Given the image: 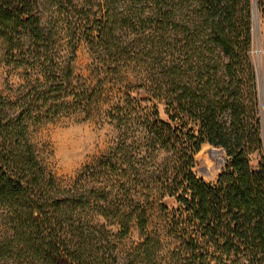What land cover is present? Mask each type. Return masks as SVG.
I'll list each match as a JSON object with an SVG mask.
<instances>
[{"label":"trees","instance_id":"1","mask_svg":"<svg viewBox=\"0 0 264 264\" xmlns=\"http://www.w3.org/2000/svg\"><path fill=\"white\" fill-rule=\"evenodd\" d=\"M254 3L47 0L55 16L44 25L36 0H0L2 64L23 81L14 97L0 92V264H158L163 239L172 264H264V126L249 57ZM81 43L98 61L92 87L75 76ZM126 71L142 76L134 90L155 104L152 112L126 92L107 113L114 146L75 183L106 186L86 194L58 187L29 128L77 112L90 119L104 86L120 84ZM205 144L226 157L212 183L193 172ZM91 200L117 224L115 236L84 219ZM155 212L162 226L148 232ZM132 223L142 241L121 262L115 238Z\"/></svg>","mask_w":264,"mask_h":264},{"label":"rangeland","instance_id":"2","mask_svg":"<svg viewBox=\"0 0 264 264\" xmlns=\"http://www.w3.org/2000/svg\"><path fill=\"white\" fill-rule=\"evenodd\" d=\"M41 11V19L47 25L49 19L54 17L55 8L47 6V0H36ZM183 14L186 13L182 9ZM148 13V12H146ZM180 9L176 8L175 19H179ZM256 22L257 32L255 33L254 22L251 26V47L249 49L250 61L254 66L257 82L259 78L264 84V0H256ZM59 23V30L63 28ZM63 32H60L62 35ZM129 40L136 37L134 33H126ZM2 43L0 40V92L4 95L14 97L17 95V87L23 83L16 75L8 74L7 69L2 64ZM77 58L74 63L75 76H81L91 87L96 83L98 61L88 51L83 43L77 48ZM123 81L112 87L105 85L100 96V101L92 108L90 119H84V113L77 112L73 115L61 117L53 122H47L37 127H30L28 131L29 139L35 147L36 154L45 169L50 172L58 187L64 189H76L77 193L86 194L90 189H102L106 186L104 182H81L76 183L77 177L85 166L92 165L101 156L106 155L114 146L118 132L107 116L110 108L118 102L123 95L130 91V96L139 102L146 111L152 112L153 102H145V94L142 91L134 90L141 82L142 76L134 71L123 73ZM76 83V82H75ZM259 89V85H258ZM260 112L262 126H264V89L260 96ZM161 119L165 120L161 106H156ZM195 165L193 172L197 178L203 179L207 183L214 182L216 176L223 170L226 157L221 149L209 145H203L194 156ZM259 156L255 153L250 157V165L256 167ZM76 185V188L74 187ZM100 203V202H99ZM102 204V203H101ZM89 213L84 219L93 225L105 226L112 235H116L119 227L113 221L104 218L94 212L93 200L90 201ZM176 208L175 204H169L168 212ZM162 221L157 217L150 220L147 231L160 229ZM4 222L0 217V230H4ZM142 238L134 223L131 224L129 233L123 238H115L117 244L119 260L123 262L125 255L136 247ZM172 249L168 239H163L161 248L157 252L156 261L158 264H172L168 257V252Z\"/></svg>","mask_w":264,"mask_h":264},{"label":"water","instance_id":"3","mask_svg":"<svg viewBox=\"0 0 264 264\" xmlns=\"http://www.w3.org/2000/svg\"><path fill=\"white\" fill-rule=\"evenodd\" d=\"M253 22H255L256 28H255V33L257 32V22H256V6L255 3L253 4ZM258 85H259V93L260 96L262 97V89H264V84H262V80L259 78L258 80Z\"/></svg>","mask_w":264,"mask_h":264},{"label":"bare ground","instance_id":"4","mask_svg":"<svg viewBox=\"0 0 264 264\" xmlns=\"http://www.w3.org/2000/svg\"><path fill=\"white\" fill-rule=\"evenodd\" d=\"M256 28L255 22H254V29Z\"/></svg>","mask_w":264,"mask_h":264}]
</instances>
